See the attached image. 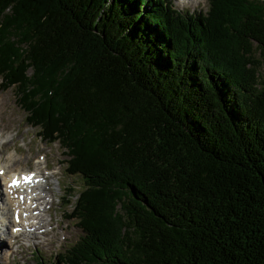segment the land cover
I'll use <instances>...</instances> for the list:
<instances>
[{
	"label": "trees",
	"instance_id": "trees-1",
	"mask_svg": "<svg viewBox=\"0 0 264 264\" xmlns=\"http://www.w3.org/2000/svg\"><path fill=\"white\" fill-rule=\"evenodd\" d=\"M207 8L0 0L3 90L89 187L60 264H264V0Z\"/></svg>",
	"mask_w": 264,
	"mask_h": 264
},
{
	"label": "rangeland",
	"instance_id": "rangeland-1",
	"mask_svg": "<svg viewBox=\"0 0 264 264\" xmlns=\"http://www.w3.org/2000/svg\"><path fill=\"white\" fill-rule=\"evenodd\" d=\"M171 1L174 9L182 13L194 14L207 11L209 2V0ZM3 88V84L0 83L1 164L7 165L11 161L8 165H12V169L16 172H19L17 170L39 171L38 173L43 176L46 173L42 169L44 165L50 169V177L47 181L49 184L46 187L47 195L41 198L43 202L41 207L44 210L42 215L44 235H37V240L34 239L31 242L33 236L28 238L24 237L25 234H21L20 237L16 236L5 242L1 238L6 240L9 226L4 229V223H0L2 224L0 264H40L39 260L41 264L55 263L56 256L62 255L63 251H68L70 245L75 243L81 235L77 222L72 219L67 220L66 214L73 210L79 194L85 190V183L79 176H68L65 173L64 152L56 143L45 144L36 137V130L26 125L24 113L15 103L13 90H3ZM67 193L72 196L69 198L70 204L65 205Z\"/></svg>",
	"mask_w": 264,
	"mask_h": 264
},
{
	"label": "bare ground",
	"instance_id": "bare-ground-1",
	"mask_svg": "<svg viewBox=\"0 0 264 264\" xmlns=\"http://www.w3.org/2000/svg\"><path fill=\"white\" fill-rule=\"evenodd\" d=\"M10 162H8V164ZM1 163L2 162H0V217H1L0 223H4V229H7V226H9L8 227V233H7L8 236H6V240L2 239V238H1V240L8 242V240H11L14 238L10 233V229L13 227H16V225L11 224V219H10L11 215H12V210H11V207L13 206L12 203L25 201V202L31 204V202H33V203L38 202L42 197H39L38 195L35 194L33 184H29L27 186H24V191H22L20 188L13 189L9 185V181L12 178L11 175H13L14 173H17V172H16V170L14 171V169H12V167H11L12 165L9 166L8 164L6 165L5 163H3V164H1ZM17 171L21 172L20 170H17ZM27 172H30V171H27ZM31 172H33V171H31ZM34 173H35V177H38L41 175L38 172H34ZM17 187H19V186H17ZM40 222H41V224H44L42 216L40 218ZM0 228H2V224H0ZM13 243H15V242H13Z\"/></svg>",
	"mask_w": 264,
	"mask_h": 264
}]
</instances>
